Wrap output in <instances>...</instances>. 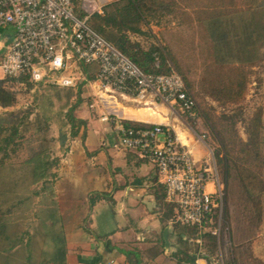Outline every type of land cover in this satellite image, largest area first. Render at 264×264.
I'll return each instance as SVG.
<instances>
[{
    "label": "rangeland",
    "instance_id": "374dc122",
    "mask_svg": "<svg viewBox=\"0 0 264 264\" xmlns=\"http://www.w3.org/2000/svg\"><path fill=\"white\" fill-rule=\"evenodd\" d=\"M168 1L170 3L174 1L177 4L161 10L160 14L150 15L148 17L150 22L141 24V27L145 28L142 39L146 42L142 43L135 38L131 39L140 42L147 49L153 46L159 47L171 68L186 78L189 90L200 106L210 114L211 120H216L220 123V127L225 125L227 128L225 140L229 142V155L232 158L230 178L227 183H225L221 166L219 167L220 176H222L225 186L224 228L222 229V233L225 230V237L212 257L217 259L221 251L224 253L227 264H264V144L261 146L262 155L256 158L253 154L250 158L242 151L244 145L241 143V141L248 140L247 128L253 117L262 119L264 134V0H255L252 8L243 13L246 14L244 17L234 16L229 19V22H235V25L232 23L229 28L233 32L231 36L236 35L238 32L236 29H242L244 26H246V31L248 30L245 31L246 33L252 32L256 24L255 33H253L257 43L255 46L256 57L252 62L244 65L248 71L244 93L241 95L230 93L231 96L219 98L213 96L206 87L209 86L208 83H211V78L216 79L215 82L213 81L214 85H222L224 77L219 78L218 73H220L221 67L213 64L211 58L213 49L209 37L200 27L199 10L194 6H187L184 0H180V2L179 0ZM79 11L76 12L80 14ZM251 16H254V23H245V20L248 17L250 20ZM142 39L141 41H143ZM241 46L238 44V47L233 50L234 54L242 52ZM1 76L2 72L0 71ZM6 85L16 93L17 102L11 107L0 106V116L10 118L8 114L13 111L18 118H21L28 110L33 111L32 120L42 113H49L53 116L49 134L54 137L50 152L51 159L56 162L53 163L51 169L56 175L50 178L45 185L48 188L44 189L43 183L31 184L28 188L26 187L27 183L23 180L20 188L22 192H27L26 195L29 198L12 214V219L16 218V220L12 222L15 227L11 228V233H16L18 237L22 235L23 231L25 232L23 242L10 251V253L17 252L12 264H36L40 261L41 256H44L45 251L51 249V241L35 213L39 210L41 212L51 201H55L59 208L58 201L64 195V183L61 178L64 176L63 169L66 168V165L63 162L67 149L71 146L75 136L71 132L73 126L66 113L80 99V104L73 112L76 117H79L83 107L91 109L90 104L95 100V97L90 94L91 87H88L89 85L59 87L34 84L30 87L26 82L19 80H8ZM79 91L80 95H78ZM172 115L176 118L177 124L188 130L198 140L195 125L187 114L179 112L178 114L172 113ZM77 127L78 125H76ZM203 127L208 132L207 144L210 152L213 151L215 155L214 149L218 143L216 133L207 125L205 119H203ZM31 133H27V137ZM17 140L21 141L22 139L18 138ZM33 144L34 142H28V144L25 142L24 146H14L16 150L12 149L13 145L10 146L8 151L10 157L6 160L4 169L6 179H12L16 173L21 177L22 174L25 175L23 170L26 168L20 169L21 163L29 157V147ZM208 145L206 146L208 147ZM238 156L243 157L242 161L239 158V165L248 167L261 178L252 189L254 197L247 196L244 185L233 166V158L237 159ZM11 168H16V171ZM30 190L40 193L31 194ZM257 195L258 198H256ZM27 255L30 256L29 260Z\"/></svg>",
    "mask_w": 264,
    "mask_h": 264
},
{
    "label": "built area",
    "instance_id": "2783aa9c",
    "mask_svg": "<svg viewBox=\"0 0 264 264\" xmlns=\"http://www.w3.org/2000/svg\"><path fill=\"white\" fill-rule=\"evenodd\" d=\"M80 9L83 15L73 0H0V78L25 75L36 85L59 87L98 83L139 101L161 102L172 113L197 116L196 99L181 73L148 72L97 32L89 19L103 11L101 0H80ZM102 119L115 126L117 146L156 165L174 209L172 221L194 226L198 235L211 233L219 247L225 237V186L213 151L196 159L166 123L136 126L111 115ZM195 133L208 145L206 133ZM216 264H227L221 251Z\"/></svg>",
    "mask_w": 264,
    "mask_h": 264
},
{
    "label": "crops",
    "instance_id": "0c3cea01",
    "mask_svg": "<svg viewBox=\"0 0 264 264\" xmlns=\"http://www.w3.org/2000/svg\"><path fill=\"white\" fill-rule=\"evenodd\" d=\"M111 1L102 0L103 7ZM144 31L130 37L145 43ZM88 87L95 100L91 109L80 110L85 123L63 162L64 195L58 204L65 255L55 263L44 253L36 264H216L207 239L184 232L172 221L174 209L156 165L117 146L115 126L102 117L111 115L135 125L166 123L196 159L208 156L210 149L175 122L167 105L107 91L98 83Z\"/></svg>",
    "mask_w": 264,
    "mask_h": 264
},
{
    "label": "trees",
    "instance_id": "16d2710c",
    "mask_svg": "<svg viewBox=\"0 0 264 264\" xmlns=\"http://www.w3.org/2000/svg\"><path fill=\"white\" fill-rule=\"evenodd\" d=\"M184 1L187 6H194L199 10L200 15L198 21L201 25L200 27H202L205 35L209 37L213 49L211 52L213 64L221 67L220 73H218L219 78L224 77L222 85H214L213 81L215 82L216 79L213 80L211 78V83H208L209 86L206 87L216 98L231 96L229 95L230 93L238 95L243 94L247 84L248 73L244 65L252 62L256 57L255 46L257 43L256 39L253 37L256 24L252 32L246 33L248 30L246 31V26H244L242 29H236L238 31L236 35L231 36L233 32L229 28L232 23L235 25V22L232 21L231 23L229 19L234 18V16L244 17L246 14L243 13H246L245 11L247 9L252 8L255 0ZM195 1L196 3L194 4ZM73 2L76 11H79L80 0H73ZM174 4L177 3L174 1L170 3L168 0H114L105 4L102 12L94 13L90 17L89 23L97 32L128 55L144 70L148 72L170 73L176 70L171 68L161 49L157 46L145 49L140 42L131 39L130 33H142L141 24L149 23L148 17L150 15L160 14L159 12H161V10L171 8V5ZM79 12L80 15L83 14L82 10ZM253 19L254 16H251L250 20L248 17L245 23H254L255 19ZM235 21L237 20L235 19ZM258 34L260 35V33ZM234 38L236 39L235 41ZM238 44L242 45V52L234 54L233 50L238 47ZM156 61H159V66L155 65ZM89 69H91V66L85 65V70ZM92 77H94V74L91 75V78ZM183 78L189 89L186 78L184 76ZM8 80L26 82L30 87L34 85L25 75L18 78H0V106L5 108L11 107L17 102L16 93L10 90L6 85ZM78 95H80V91ZM78 104H80V99L76 104L72 105L66 113V116L73 126L71 132L74 135L78 134L80 127L85 123V120L76 117L73 113L74 109L78 107ZM196 110L197 116L194 118L190 117L195 125L196 131L208 134L207 130L203 127V119H205L207 125L216 133L215 135L218 143L214 149L215 158L217 160L219 173L221 175V168V171L224 173L225 183H227L230 178V161L232 159L231 155H229V142L225 140L227 128L224 124V126L222 125L223 127H220V123L216 120L212 121L210 114L206 112L198 102L196 104ZM32 112V110L26 111L21 118H18L17 114L13 111L8 114L10 118L0 116V264H12L17 252L10 253V251L24 240V231L22 235L18 237L16 233H11V228L15 227L12 222L16 220V218L15 220L12 219L13 212L29 198V196L26 195L27 192L21 191L20 187L23 180L27 183L26 187L28 188L31 184L43 183L44 189L48 188L45 185L50 178L56 175L51 169L53 163L55 164L56 162L51 159L50 152L54 137L49 134L53 116L49 113H42L41 115L39 114L35 120H32ZM250 121L251 123L247 128L248 140L244 142L241 141L242 145H244L242 151L250 158L253 154L257 158L262 155L261 146L264 144L263 122L259 117H253ZM124 123L126 125H135L130 121H125ZM76 125H78L77 128ZM144 125L148 124H136V126ZM27 133H31L29 137H27ZM18 138L22 140L19 141L17 140ZM25 142H27V144L28 142H34V144L29 147V157L21 163L20 169L26 168L23 170L25 175L22 174L21 177V175L16 173L12 179L8 180L5 178L6 173L4 169L6 167V160L10 157L8 152L9 148L13 145L12 149L16 150L14 146H24ZM239 158L241 161L243 160L242 156H238L237 159L233 158V166L244 185L247 196L254 197L255 195H253L252 189L261 178L248 167L239 165ZM11 169L16 171V168ZM222 181L224 180L222 179ZM30 193L37 195L40 192L30 190ZM258 195L256 198H258ZM56 204L55 201H51L45 206V209H42L41 212L40 210L36 211L35 213V216L40 219L45 228L46 235L51 241V249L45 251V256L48 257V260L52 259L55 263L62 262L63 256L65 255V236L61 224L59 208ZM167 208L171 209V206L168 204ZM176 224L182 225L183 231L188 234L196 233L197 231L194 226L182 223ZM202 237L209 242L210 251L213 252L217 249L216 237L209 232L202 233ZM27 259L29 260L30 256H27Z\"/></svg>",
    "mask_w": 264,
    "mask_h": 264
},
{
    "label": "water",
    "instance_id": "95a60500",
    "mask_svg": "<svg viewBox=\"0 0 264 264\" xmlns=\"http://www.w3.org/2000/svg\"><path fill=\"white\" fill-rule=\"evenodd\" d=\"M168 228L165 229V232H164V236H165V239L167 240V233H168Z\"/></svg>",
    "mask_w": 264,
    "mask_h": 264
}]
</instances>
